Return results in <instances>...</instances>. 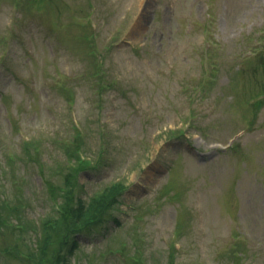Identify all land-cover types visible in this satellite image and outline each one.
Instances as JSON below:
<instances>
[{"label": "rangeland", "instance_id": "1", "mask_svg": "<svg viewBox=\"0 0 264 264\" xmlns=\"http://www.w3.org/2000/svg\"><path fill=\"white\" fill-rule=\"evenodd\" d=\"M263 33L264 0H0V162L44 138L13 182L26 218L52 211L36 170L46 140L77 124L104 152L79 198L128 188L72 264H169L170 251L172 264H264V56L241 55Z\"/></svg>", "mask_w": 264, "mask_h": 264}, {"label": "trees", "instance_id": "2", "mask_svg": "<svg viewBox=\"0 0 264 264\" xmlns=\"http://www.w3.org/2000/svg\"><path fill=\"white\" fill-rule=\"evenodd\" d=\"M258 41H264V38H259ZM251 45H248V49L241 55L247 56L251 52L257 57L264 56V49L259 50ZM205 69L204 76L209 75L210 69L208 67ZM65 78L63 74L55 79L56 86ZM69 90L67 88L65 93L68 94ZM66 99L69 103L68 96ZM75 128L74 139L70 137L58 140L54 139L57 136H53L51 140L47 139L45 142L47 146L44 148H48V159L45 163L38 164L36 170L41 177L47 200L51 202L52 211L41 222L24 218L20 210L22 203L18 200L22 198L21 188L13 184V182L21 184L20 169L15 167L18 162H25L26 156L28 160L38 162L39 141L35 138L27 140L22 138L12 144L19 147L18 151H12L14 150L12 145H6L2 151L4 161L0 162V225L5 228L0 230V234L5 237V241L0 244V255L20 260L25 264H71L69 257L79 245L77 236L88 229L101 227L103 223L112 219L109 210L128 188L127 180L123 177L112 181L86 199L79 198V190L76 193L78 187L82 188L78 183L79 175L101 164L104 152L102 146H98L94 151L92 137H85V134L80 132L79 125L76 124ZM52 147H56L59 152L57 159L52 156ZM138 165L140 164L136 163L135 167ZM7 182H11L10 191L15 195L10 202L3 197L7 193L4 186ZM9 217L15 218L17 222L11 224L8 222ZM113 221L119 224L116 218H113ZM29 233L30 241L26 242L25 236ZM7 236L10 240H6ZM18 242L22 246H19ZM169 253L171 262L169 264H172L174 259L172 251ZM230 253L232 258H238L236 250H231ZM232 263L238 264L236 261Z\"/></svg>", "mask_w": 264, "mask_h": 264}]
</instances>
